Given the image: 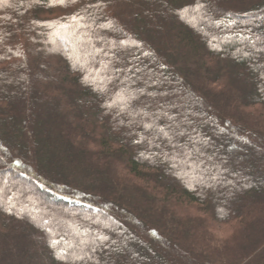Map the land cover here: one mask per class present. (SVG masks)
<instances>
[{
    "label": "trees",
    "instance_id": "1",
    "mask_svg": "<svg viewBox=\"0 0 264 264\" xmlns=\"http://www.w3.org/2000/svg\"><path fill=\"white\" fill-rule=\"evenodd\" d=\"M97 2L0 0V264H264V0ZM125 88L168 91L213 159L153 155L171 146L121 111ZM218 158L232 183H198Z\"/></svg>",
    "mask_w": 264,
    "mask_h": 264
},
{
    "label": "snow or ice",
    "instance_id": "2",
    "mask_svg": "<svg viewBox=\"0 0 264 264\" xmlns=\"http://www.w3.org/2000/svg\"><path fill=\"white\" fill-rule=\"evenodd\" d=\"M77 0H29V7L42 9V8H54L56 6H64L67 7L69 5L75 4ZM104 3L102 0H98L96 4H88V8H96L102 9L104 7ZM201 5L197 3V7L199 8ZM187 11V9H185ZM73 20L83 19V17H79L75 15L72 17ZM95 18L93 17V22ZM49 27L52 26L51 23L48 24ZM100 27H111V21L108 24H101ZM252 47L256 48L255 42H252ZM123 44V41H120ZM258 51L260 49H257ZM11 51V49H9ZM133 59H137L133 54ZM148 55V53H145ZM2 58V57H0ZM161 68L165 67L164 65H160ZM119 71V69H116ZM136 72H140L141 69L139 67L135 68ZM152 72L153 70H149ZM153 75L155 73L153 72ZM147 82V81H146ZM163 83V81H157L156 79L152 80L153 84ZM135 91L141 92L142 95H146L152 98V106H149L148 103H145L139 107H137L130 103V101L139 100V96L134 95ZM121 111L128 110L126 112L129 116H140V117H151L150 120L143 121V128L147 129L149 134L153 137L152 140H149V143H155L156 140H159L161 143H165L170 147V152H159L154 153L153 155L160 156L162 155L167 161H169L173 168L177 167L176 161L179 160L183 164L189 166L195 171V169L200 168L201 164L205 163V158L209 161L213 159L212 155L207 154V147L211 145L212 141L210 137L206 135H201L196 131V128L193 127L191 131L184 127L185 124L192 125L194 122L189 118L190 115H195L192 113L190 109L185 108L183 112H175L173 113L171 109H176L178 107H183V105H177L175 102L168 101L165 99L163 102L158 100L156 97L167 98L169 96L168 91L156 90L155 95L152 92H143V90L137 89L133 90L130 88H125L121 92ZM127 97L126 99L124 97ZM182 99V97L180 98ZM109 108H112V104L106 105ZM164 119L167 121L163 126H161L157 121ZM135 122L134 119L132 121ZM192 133H196L193 135ZM181 138H184V143H181ZM238 139L243 140L244 143H250L251 141L244 137H238ZM142 141H136V143H141ZM156 148H160V144H155ZM235 147V145H233ZM261 149L264 150V145H261ZM170 153H175V155H171ZM146 160H150L151 156L145 157L143 153L140 154ZM19 164L20 162L17 161ZM228 161L223 158H218L215 163H212L210 167H205L201 170L198 175L200 176L198 183L204 185L207 188H213L215 184H230L232 181L228 180L227 176L224 175L228 172ZM206 173V177L204 175ZM186 174V173H185ZM232 175H238L235 172L231 173ZM77 234H79V229H76ZM64 238L53 240L52 243L54 245H59ZM99 240L101 242L107 240V236L100 235L96 236L92 239V246L88 247V241L81 239L78 244H69V249L71 251L65 252L63 249L61 252L63 255L58 253V257L61 259H68L70 256L74 257L76 260H84L85 256H89V251L94 253L97 250L96 241ZM84 245L85 248H88V251H85V248H81L80 246ZM80 248V252L77 253L75 249ZM89 259L91 257L89 256Z\"/></svg>",
    "mask_w": 264,
    "mask_h": 264
},
{
    "label": "rangeland",
    "instance_id": "3",
    "mask_svg": "<svg viewBox=\"0 0 264 264\" xmlns=\"http://www.w3.org/2000/svg\"><path fill=\"white\" fill-rule=\"evenodd\" d=\"M58 13H59V11L57 10V11H55V13L53 15H56ZM62 42L66 46L69 45V42L67 41V39L62 40ZM5 175H7V174H5ZM193 211H195V210H193ZM213 230H214V233L221 238L227 237L230 234V227L229 226L215 227Z\"/></svg>",
    "mask_w": 264,
    "mask_h": 264
}]
</instances>
